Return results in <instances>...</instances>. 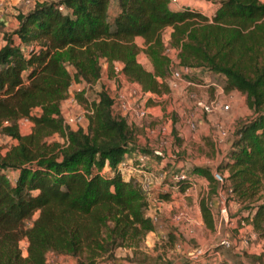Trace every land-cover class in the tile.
Masks as SVG:
<instances>
[{
	"label": "trees",
	"instance_id": "trees-1",
	"mask_svg": "<svg viewBox=\"0 0 264 264\" xmlns=\"http://www.w3.org/2000/svg\"><path fill=\"white\" fill-rule=\"evenodd\" d=\"M110 1L35 2L15 14L16 29L3 35L0 133L15 144L4 152L0 147V264H46L48 253L76 264L132 262L117 258L116 250L137 247L154 224L146 216L149 193L141 176L125 179L119 165L126 154L148 149L113 112L105 89L91 100L75 94L90 111L85 129L66 126L61 105L72 83H96L103 63L110 69L120 63L122 75L143 92L168 93L170 61L161 41L167 27L180 67L222 78L224 93L243 94L253 111L235 127L219 170L228 171L225 200L237 206L235 218L264 238V0H204L216 7L211 19L187 7L171 10L169 0H117L111 16ZM137 37L144 39L142 49ZM139 53L149 70L138 62ZM23 119L31 123L26 135L19 129ZM55 135L62 142L49 141ZM192 172L208 182L199 205L212 231L218 183L208 168ZM8 173L17 175L11 180ZM187 181L177 186L183 190Z\"/></svg>",
	"mask_w": 264,
	"mask_h": 264
},
{
	"label": "rangeland",
	"instance_id": "rangeland-1",
	"mask_svg": "<svg viewBox=\"0 0 264 264\" xmlns=\"http://www.w3.org/2000/svg\"><path fill=\"white\" fill-rule=\"evenodd\" d=\"M3 1L4 3H9L7 7L13 9L14 12L26 11L29 9V7L32 4L38 2V0H3ZM11 1H13V3L15 4H13ZM42 1H47V0H42ZM115 6H116V0H111L109 3V12L111 16L113 15L112 12H114ZM169 7L179 8L178 10H181L182 8H186V7L191 8L198 11L208 19L212 18L216 9L214 4L210 2H206L204 0H187V1L176 0L175 4L169 3ZM64 12H66V10ZM170 32L171 29L169 27L165 28L161 32V41L163 47L165 46V43H168ZM139 45H142V43H139ZM163 52H164V48L162 53ZM142 54L139 53L138 62L141 65H143L145 69L149 70L150 65L148 63V60L146 56L144 55L145 57H143ZM114 65H119L121 67V64L118 62L113 63L112 67H114ZM120 71H121L120 69L118 71H115L113 68L110 69L109 65L103 63L101 68V76L99 80L92 85L83 83L84 86L83 91L85 97L91 100L96 96V94L101 89H105L109 93L110 97L116 96L118 93L123 94L125 98H130L131 96L134 97L135 95L129 90V85L131 82H129L122 75ZM196 76L200 84L204 82L203 80L204 78L202 74ZM165 81H167V78ZM213 82H215L217 87L219 88V89L217 88L218 89L217 91H214L215 93H211L209 91V89L211 88L199 87V88L185 89L183 87H179L177 89L175 88L171 89L168 87L169 88L168 93L156 95V94H149L147 92L148 95H150L148 99L140 97L139 100H142L143 102L142 104L148 109V115L145 119L140 120L139 122L136 123H132L135 126L132 125L130 127L135 135L137 144L142 148L148 149V152H153L154 149L157 148L156 145H153L156 139L152 137L150 134H147V131L149 132V130H154L158 126L166 125L168 127L169 135L165 137L167 145L163 147L162 153L164 154L167 161H171L175 163V165L178 164V168H176L177 171L183 170L190 177L193 175L192 169L195 166L204 167L210 169L211 171L216 170V172H219L217 170L220 169V167H223V165L225 164V159L227 158L224 156V154L226 153V145L228 144L229 141L231 143L230 139H232V134L235 127L237 126L238 123L246 121L247 119L252 117L253 111L246 106L245 96L243 94L235 93L236 94L235 97L233 98L231 97L232 98L231 100L227 97V94L224 93L223 91L224 86L222 85V82H219L217 80L215 81L213 80ZM134 84L139 89H141L139 85H137L136 83ZM71 93L73 96L75 95L74 94L75 92L72 90ZM216 93H219L217 94L218 98L228 103L230 108V110L224 114L225 119L223 121L225 125L227 124L226 126L225 125L224 126L226 127L228 132L226 134V137L222 141H219L218 138H216V136L213 137V135H216L217 133L215 129L213 130V133L211 132L209 135H204L203 133L204 130H202L200 124L206 122L205 124L206 126L204 127V129L208 128V122L206 119L207 117L199 116L198 120L196 119V128L194 130L189 129L185 123L187 115L191 109V105L193 102L192 100L195 99L209 100L212 99L216 95ZM74 100L75 102L66 101L67 103L66 104L64 103L63 107L61 106L63 108L62 110L65 115L78 114L86 110V107L83 104L77 102L76 96ZM152 107L156 109L159 115L153 116L151 114L150 108ZM261 110L264 111V106ZM37 113L38 110L33 112V114H37ZM181 120L189 131L188 136H184L183 133L181 132V127L183 126V124L180 123ZM19 129L22 135L29 134L31 131V123L23 119L19 122ZM173 129H175V134L172 133ZM208 129L212 130L210 129V127ZM148 140H150V143L148 142L151 145L150 147L146 143ZM49 141L62 142V139L55 135L51 137ZM13 144H15V142L11 138L0 133V147L2 148V152L7 150ZM221 157L222 160H220ZM168 167H169L168 164H166V166H163L162 170L165 169V171H167ZM7 175L11 180H13L17 174L8 173ZM133 175H140L142 178V175L139 173ZM165 182L161 181V185L166 189L172 188V186L174 185L171 184L170 182H168V185H165ZM218 189L220 192H222L223 190H225V187L224 185L222 186L218 185ZM178 192H184V189L182 190L179 188ZM149 194L153 195V192L150 191ZM223 195H224L223 198L225 200L226 198L225 194ZM157 196L159 198L161 195L157 193L156 195L154 194L152 198H156ZM183 199L186 198L184 197ZM214 201L215 200H213L212 202L215 206ZM216 203L220 209L219 199L216 201ZM219 209L216 208L215 211V221L217 223H219V217L221 218L219 214ZM154 211L155 212H153L152 217L150 219L157 228L160 227L161 224L164 225L165 222L164 221L162 222V220H164L163 215L162 216L160 215L159 217L160 214L159 210L156 209ZM227 212H228V218L231 217L235 218L236 212H230L229 209H227ZM230 213H232V215H230ZM178 215L180 214L176 213L174 216L176 217ZM35 216L36 215H34V217ZM183 216L184 215H180L179 220H175V218L173 217L175 224H167L171 231L169 233L172 234L155 233L154 236L146 234L144 239L139 243L137 247L117 249L115 252V256L119 259L125 256L130 257L132 259V262L125 261L124 264H130V262L131 264H158V263L162 264L164 263V260L165 261L170 260L175 263L179 261L182 262V260L184 259V257L182 258V254H181L183 250L182 246L185 247L186 245H188V248L192 247V251L194 252L198 249L201 250L208 248L210 249V252L208 253H212V251L215 250L216 248V244L219 242L216 241L211 243L210 245L205 246V245L197 244L196 242H194V240H191L190 235L187 234L183 230V228H180V226L183 225L184 223ZM181 221H183V223H181ZM199 236L204 237L203 234H199ZM245 237H247V235H245ZM26 246L27 243L25 239L19 242V247L21 249V253L23 257L26 255ZM208 253H206L203 257H206ZM50 257L57 264H76L75 259L72 257L58 256L55 254H53Z\"/></svg>",
	"mask_w": 264,
	"mask_h": 264
},
{
	"label": "crops",
	"instance_id": "crops-1",
	"mask_svg": "<svg viewBox=\"0 0 264 264\" xmlns=\"http://www.w3.org/2000/svg\"><path fill=\"white\" fill-rule=\"evenodd\" d=\"M187 1V0H185ZM13 3V1H11ZM15 2V1H14ZM38 2H43L42 0H38ZM15 4V3H13ZM9 3H4L3 0H0V48L4 45L3 35L5 33H11L13 32L18 23L15 18V14L17 12H14L13 9L7 6ZM171 10L177 11L179 8L176 7H170ZM117 12V0H116V6L114 9L113 15H115ZM110 13V12H109ZM112 15V16H113ZM136 44L143 48V38L137 37L135 38ZM139 43H142V45H139ZM142 54V53H141ZM143 57L144 54H142ZM204 80L208 78V75L202 74ZM212 80H217L219 82H222V85L224 86V80L217 76H212ZM222 86V87H223ZM212 90V91H211ZM211 93H215L214 89H209ZM235 91L226 92L227 97L232 100L233 97H235ZM232 97V98H231ZM64 104H62V107ZM61 107V108H62ZM63 109V108H62ZM36 111V110H35ZM151 114L153 116L159 115V113L154 109V107L150 108ZM208 122V128L204 127L206 126V122L201 123L200 127H202V130L204 135H209L211 132L213 133V130L215 129L216 124H220L223 127H225L224 119L225 116L222 113H215L207 118ZM181 124H183L182 120L180 121ZM225 125V126H224ZM226 128V127H225ZM228 128V126H227ZM181 132L184 136L189 135V131L186 128V126L183 124L181 127ZM215 137V135H213ZM231 140V139H230ZM150 142V140H148ZM223 147V146H222ZM230 148V141L226 145V153L224 154L225 157H227V153ZM223 156V157H224ZM202 159V158H201ZM225 159V158H224ZM222 160V157L220 158ZM226 161V159H225ZM173 163L169 161V164ZM175 164V163H174ZM178 168V164L176 165ZM163 164H159L157 161H152L148 164V167L145 168V170L142 173L143 179L145 177L148 178L149 183V192L152 191L153 195L159 194L161 195L159 198L158 196L156 198H152L153 195L148 194V209L146 211V216L149 218L152 217L154 210L158 209L160 215L164 217V225L161 224L160 227H155L154 224V230L152 232H149L148 235L154 236L155 233L160 234H172L169 233L170 228L167 224H175V221L173 217L176 213H179L180 215H184V223L180 226V228H183V230L190 235L191 240H194L197 244L201 245H210L213 242L218 241L219 243L216 244L215 250L212 251V253H208L206 257H197L194 258V254L200 250H196L195 252L192 251V247L188 248V245L185 247L182 246V258L184 259L179 261L180 264H264V238H258L256 234L253 232L251 225L247 222H238L237 218H227V219H221L219 217V223L215 221V211L216 208L219 209V206L217 205L216 201L218 200V195L213 197V200H215V206L214 209L212 208V216L214 220V229L211 231L207 229L203 223L201 211H200V199L204 196H206V192L208 190V182L205 178L197 176L193 174L191 177H188V181L185 185L184 192H178L173 190L172 188L166 189L161 185V179L159 178V175L162 171ZM219 171L224 177H227L228 171L227 169L224 170H217ZM212 174L216 172V170L211 171ZM136 174V173H134ZM217 194H225V197L228 196L227 189L225 186V190L222 192L217 190ZM186 199H183V198ZM160 201V202H159ZM236 206V205H235ZM233 203H229L227 208L230 212H236L237 206L235 207ZM232 215V213H230ZM161 222V223H162ZM179 228V229H180ZM199 234H203L204 237H200ZM247 235V237H245ZM222 240H228L230 242V247L225 248L220 245V242ZM219 246V247H217ZM207 249V248H205ZM187 260H186V259ZM165 261V260H164Z\"/></svg>",
	"mask_w": 264,
	"mask_h": 264
},
{
	"label": "built area",
	"instance_id": "built-area-1",
	"mask_svg": "<svg viewBox=\"0 0 264 264\" xmlns=\"http://www.w3.org/2000/svg\"><path fill=\"white\" fill-rule=\"evenodd\" d=\"M175 2L176 0H169V3L171 4H175ZM58 10L60 12H64L66 9L60 5L58 7ZM163 48H164V52H163L164 55L167 56L170 61V72L169 75L167 76V81H166L169 88L177 89L179 87H183L185 89H190V88L203 87V88H213L215 91L219 89L216 83L213 82V80L211 79L212 75L207 74L208 78H206V80L203 79L204 82L200 84L196 76L201 74L198 70L191 69L189 67H180L179 60L177 58L179 49L172 47L170 45V40H168V43H165V46ZM112 68L115 71H118L119 69L121 70V67L119 65H114V67ZM83 87H84L83 83H72L69 86L67 98L64 100L62 104L64 103L66 104L67 102H75L74 100L75 95L74 96L72 95L71 90L75 92L74 94L83 93L85 97ZM129 90L135 95L134 97L131 96L130 98H125L123 94L118 93L116 96H112L111 98L113 100L112 108L114 113L120 117L125 118L128 126L131 127L132 125L135 126L132 123L139 122L140 120H143L147 117L148 109L142 104L143 102L142 100H139V98L141 97L148 99L150 95H148L147 92H143L134 83H130ZM217 94L219 93H216V95L209 100H202V99L192 100L193 102L191 105V109L185 121L189 129L194 130L196 128V119L198 120L199 116L208 117L215 113L225 114L230 110L229 104L220 100ZM61 112L63 115L64 124L68 126L70 129L86 128L88 122L87 116L90 114V111L88 109H86L84 112L78 114H71V115L70 114L65 115L63 113L62 108H61ZM215 130L217 131L215 136L216 138H218L219 141H222L226 137V134L228 132V130L220 124L215 125ZM147 134H150L152 137L156 139L153 145H156L157 148L150 153L135 152L132 154H126L123 162H121L119 165V172L121 177L128 179L129 177L133 176L134 173L136 174L139 173L142 175L143 171L145 170V168L148 167V164L150 162L158 160L159 164H163V166H166V164H168L169 166L167 171H165L164 169L160 173L159 178L161 179V181L163 182L166 181L165 185H168V182L174 184L172 186V189H174L175 191H179V187L177 186V183L180 181L188 180V176L183 170L177 171L176 170L177 166L174 163L169 164V161H167L164 154L162 153L163 147L167 145L165 137L169 135L168 127L166 125L158 126L154 130H149V132L147 131ZM146 143L147 145H149V147L151 146L149 144L150 142L148 143L147 141ZM213 177L218 183V185L221 186L224 185L225 187V183L223 181L224 176L221 175V173L215 172L213 173ZM141 182L144 191L149 193L148 178L145 177L143 179L142 177ZM217 195L220 203L219 214L222 219H227L228 208H227L226 200H224L221 194H217ZM174 218L175 220H179L180 215ZM220 245L225 248H229L230 242L228 240H222L220 242ZM208 252H210V249L208 248L198 250L194 254V258L202 257ZM52 255H53L52 253H48L46 255V259H45L46 264H57L55 261H53V259H51L50 256Z\"/></svg>",
	"mask_w": 264,
	"mask_h": 264
}]
</instances>
